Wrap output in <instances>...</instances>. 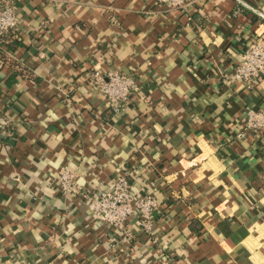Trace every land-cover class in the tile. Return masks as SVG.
Segmentation results:
<instances>
[{"label": "crops", "instance_id": "0c3cea01", "mask_svg": "<svg viewBox=\"0 0 264 264\" xmlns=\"http://www.w3.org/2000/svg\"><path fill=\"white\" fill-rule=\"evenodd\" d=\"M4 1L19 26L0 36V264H264V132L238 136L264 76L231 79L264 0ZM112 68L139 84L119 108L84 80ZM120 173L157 197L152 230L93 213Z\"/></svg>", "mask_w": 264, "mask_h": 264}, {"label": "built area", "instance_id": "2783aa9c", "mask_svg": "<svg viewBox=\"0 0 264 264\" xmlns=\"http://www.w3.org/2000/svg\"><path fill=\"white\" fill-rule=\"evenodd\" d=\"M169 7L185 8L190 0H158ZM19 26L14 5L4 1L0 8V36ZM264 76V38L254 37L242 51L235 65L231 79L246 87L254 86ZM84 80L98 87L116 108L128 102L131 95L138 91L139 84L132 73H126L118 68L107 70L93 69L88 71ZM243 130L238 136H244L246 131L264 132V109L247 107L243 116ZM11 119L6 110L0 107V134L10 130ZM76 173L70 168H64L59 173V187L63 192L72 190L75 186ZM89 205L96 217L103 219L107 225L130 234L127 230L129 220L139 216L140 224L148 231L152 230L154 211L159 206L157 197L152 193L136 195L132 183L126 173H120L107 186L99 188L90 196Z\"/></svg>", "mask_w": 264, "mask_h": 264}]
</instances>
